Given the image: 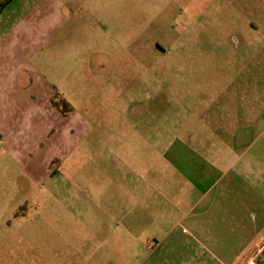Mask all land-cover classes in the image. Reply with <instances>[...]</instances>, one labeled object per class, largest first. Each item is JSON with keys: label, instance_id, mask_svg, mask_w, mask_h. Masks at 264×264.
<instances>
[{"label": "rangeland", "instance_id": "1", "mask_svg": "<svg viewBox=\"0 0 264 264\" xmlns=\"http://www.w3.org/2000/svg\"><path fill=\"white\" fill-rule=\"evenodd\" d=\"M52 6L57 32L29 16L47 39L16 66L0 60L14 93L1 101L0 264H180L193 245L177 221L213 175L177 146L264 190V0L40 5ZM37 87L71 111L65 141L41 96L26 111Z\"/></svg>", "mask_w": 264, "mask_h": 264}, {"label": "crops", "instance_id": "2", "mask_svg": "<svg viewBox=\"0 0 264 264\" xmlns=\"http://www.w3.org/2000/svg\"><path fill=\"white\" fill-rule=\"evenodd\" d=\"M2 1L0 0V3ZM55 1L57 0H9L6 5L0 7V60L4 56V60L9 61L12 66H16L18 60L22 62L25 51L27 54L29 51H37L40 48V41L43 42L47 39L40 30L30 34L33 30L30 28L31 23L26 20L29 16H32V19L44 20L46 18L49 22L51 21V24H48V29L51 30L50 36L57 32L58 25L63 24L61 7L54 9L55 6H52L47 11L40 7L43 3L53 4ZM30 35L31 37H29ZM30 43L32 48L29 50ZM7 64L8 62H5L6 67ZM6 72H8L7 68L0 70L1 118L7 113L4 103L1 101L6 100L9 95H14L9 92V87L6 85V81H8ZM52 92L55 93V91ZM16 93L18 100L23 103L22 90ZM35 95L36 97L32 96L33 101L27 105L26 111H33L34 107L39 111L41 96L44 105L43 111L49 114L48 125L52 129L55 139L60 141L63 136L65 141V138L70 136V128H68L67 135L66 131L62 130L66 127L68 114L71 111L62 113L59 108L51 104V93L42 96L38 87ZM23 109L21 108L20 111ZM0 131L6 133L2 121H0ZM222 143L226 148V142ZM208 144V141L203 142V147H207ZM210 145L212 146V144ZM195 147L186 144L177 146L175 148L176 160L186 164L189 163V158H192V162H195L193 167L195 165L196 170L197 165L199 168L204 166V171L213 176L208 180H199L196 190H193L194 199L188 213L177 221V224H185L190 228V234H188L192 238L193 245V249L187 255L179 253V257L182 258L180 264H247L249 258L251 260L255 258L249 255L251 250H256V254L259 255L264 248L263 243L262 247L256 249L257 242L264 240V190L251 189L242 175L232 171L233 164L229 163L231 165L228 167H221L211 163L209 160L207 161L203 152L195 150ZM229 154L232 156L231 152ZM181 158L184 160L182 161ZM50 172L48 166L47 173ZM170 208L176 211L182 210L176 203L172 204Z\"/></svg>", "mask_w": 264, "mask_h": 264}, {"label": "trees", "instance_id": "3", "mask_svg": "<svg viewBox=\"0 0 264 264\" xmlns=\"http://www.w3.org/2000/svg\"><path fill=\"white\" fill-rule=\"evenodd\" d=\"M8 1L9 0H3L0 3V7L6 5ZM59 104H61V103H57V104L56 103H53V105L56 106L57 108H59L62 113L68 112V110L63 107L64 105L59 107ZM256 263L257 264H264V248L260 252V254L258 255V257L256 258Z\"/></svg>", "mask_w": 264, "mask_h": 264}, {"label": "built area", "instance_id": "4", "mask_svg": "<svg viewBox=\"0 0 264 264\" xmlns=\"http://www.w3.org/2000/svg\"><path fill=\"white\" fill-rule=\"evenodd\" d=\"M247 264H256V263H254V262H249V263H247Z\"/></svg>", "mask_w": 264, "mask_h": 264}]
</instances>
